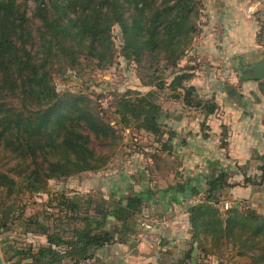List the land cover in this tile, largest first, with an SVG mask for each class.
Instances as JSON below:
<instances>
[{
  "label": "trees",
  "instance_id": "obj_1",
  "mask_svg": "<svg viewBox=\"0 0 264 264\" xmlns=\"http://www.w3.org/2000/svg\"><path fill=\"white\" fill-rule=\"evenodd\" d=\"M31 2L35 7L29 13ZM202 12L203 0H0V232L15 221L20 196L49 192L51 180L107 169L121 151L126 131L133 137L136 132L153 136L158 147L151 144V161L169 158L173 133L161 121L164 105L158 99L166 88L168 100L181 101L205 118L215 113V100L205 103L189 84L197 70L189 55L199 38ZM119 58L134 63L141 73L148 65L155 75L148 81L142 77V82L152 90L128 91L116 103L103 95L96 101L86 93L59 92L56 75L78 68L106 71ZM186 58L189 64L181 67ZM171 71L166 83L162 76ZM111 111L115 124L108 120ZM96 146L104 152L98 153ZM261 170L264 175V166ZM231 186L224 171L207 180L201 202L190 208L193 239L205 235L215 243V237H227L240 251L258 249L264 242V216L248 209L222 213L215 208L217 193ZM187 188L188 183H179L165 192L184 193ZM191 191L200 194L198 188ZM149 194L155 191H131L83 206L59 191V211L72 214L74 227L55 225L51 232L50 223L36 219L34 233L46 242L31 243L14 255L29 264H93L100 250L130 238ZM172 200L181 203L176 196Z\"/></svg>",
  "mask_w": 264,
  "mask_h": 264
},
{
  "label": "crops",
  "instance_id": "obj_2",
  "mask_svg": "<svg viewBox=\"0 0 264 264\" xmlns=\"http://www.w3.org/2000/svg\"><path fill=\"white\" fill-rule=\"evenodd\" d=\"M213 1L208 7L210 15L205 32L192 49V53H200L198 63L202 62L204 68L216 69L222 75L242 64L246 69L261 62L264 44L257 42V35L249 28L251 25H242L239 33L234 27L235 20L231 19L236 15L228 9V2ZM190 64H196V61ZM262 82L264 80L244 79V85L237 89L234 79H215L217 109L208 118L201 112L185 109L183 104L181 109H176L178 104L175 102L169 103V107L164 106L161 121L165 129L173 133L169 143L172 153L167 159H147V175L143 171L135 172L130 183L117 188L121 191L123 188L126 194L150 189L155 194H149L143 214L133 224L130 238L100 250L101 261L115 260L116 264H264V256L257 257L262 254L264 242H259V248L263 249L240 251L227 237H215V243L205 235L195 240L190 221V208L201 202L207 180L223 171L234 186L217 193L220 203L215 208L222 213L229 208H237L240 212L248 209L264 216ZM235 93L241 94L240 104L233 100ZM146 137L158 147L153 136ZM179 183H188L190 189L184 193L165 192ZM195 183L203 185L196 187ZM191 187L198 188L200 194L192 195ZM112 188L116 189V186ZM173 196L180 198L181 203H175ZM146 224L153 226L152 231L145 228ZM226 226L223 222V228ZM148 237L161 239V245L151 243ZM114 250L121 254L113 257Z\"/></svg>",
  "mask_w": 264,
  "mask_h": 264
},
{
  "label": "rangeland",
  "instance_id": "obj_3",
  "mask_svg": "<svg viewBox=\"0 0 264 264\" xmlns=\"http://www.w3.org/2000/svg\"><path fill=\"white\" fill-rule=\"evenodd\" d=\"M226 1L228 2V9L236 15L231 18L235 20V29L240 33L242 25H246L247 27L251 25L249 28L253 29L254 34L257 35V42L263 45L264 0ZM212 3H214L213 0H203L204 12H202L198 26V31H200L199 38L203 36V33L205 32L204 28L208 25L207 17L210 15L208 7L211 6ZM256 6L257 12H254ZM30 7L31 10L29 13H31L34 9L35 4L31 2ZM250 8L253 9V13L250 12ZM245 20L246 22H244ZM114 36L116 43L119 46L121 43V33L118 28L114 30ZM199 56V51H194L189 55V57L192 58L191 62L196 61V64L192 65L197 67L195 77L189 82V84L196 85L195 87L197 88V91L195 95L198 94L202 96V101L205 103H211L212 100H215V79H219V77L234 79L237 89H240L244 85L242 75L248 72L244 68V64L236 70L229 69L228 71H225L224 74L219 75L216 69L204 68L202 62L198 63ZM188 58L183 59L180 63V65H183L182 67H186L189 64ZM173 74V71L166 73L162 76L163 80H165L166 83H169ZM154 75V71H150L148 65L141 73L139 68L134 63H130L123 58H119L114 67L109 70L93 71L92 68H78L70 71L64 76L56 75L55 82L60 93L65 91L86 93L96 101H98L99 97L103 95L106 96L112 103H116L117 99L125 95L128 91H136L141 94H147L150 90H152V88L143 86L142 77L148 81L151 79V76L154 77ZM260 85V90L264 92V82ZM170 95L171 92L166 88L160 92L158 99L160 102H163L165 107H169V103L175 102L179 105L176 106V109H178V107L181 109L182 102L168 100ZM102 101L103 107L108 108V102L106 100ZM112 111L107 114L108 120L109 122L115 124L118 120L113 113L114 111ZM136 135L137 137L131 136L129 131L124 133L122 138L123 147H121V151L114 158L107 169L98 173H84L79 176L71 177L65 181L51 180L48 183L49 192L34 195L25 194L20 196L15 212L13 213L15 221L12 222L9 230L0 232V255L4 259V264H29L28 261H21L20 255L15 256L14 252L16 250H25L31 243L38 245L46 242L45 236L40 233H34V230L37 228V225L34 223L36 219L44 222L45 224L50 223L51 232H54L55 225H61L57 226L59 227L58 229L74 227L75 222L69 221V216L72 214L68 213L67 215V212L59 211V191H65L69 198L71 197L74 200L81 201L83 206H86L91 201H97L101 198L114 200L121 197V195H127L123 188L122 191L117 190V188L122 187V185L124 187L130 183L131 178H135V172L143 171V174L147 175L148 168L146 163L149 155L147 153H151L147 152V150H155V146L151 145L152 140H149L146 136L137 132ZM123 148L126 150L124 149L125 152L121 153ZM96 149L98 153L104 152L102 147L96 146ZM139 177L141 178V176ZM200 184L203 185V183H195L196 187ZM114 185L116 186V189L112 188ZM73 193L78 194L73 195ZM82 212H86V208H83ZM19 217L21 218L19 219ZM149 218H151V216ZM77 225L80 226L81 224ZM119 254H121L120 251L116 252V250H114L113 257ZM99 257L100 255L98 254L97 259H92L90 263L116 264L115 260L108 263L105 259L101 261Z\"/></svg>",
  "mask_w": 264,
  "mask_h": 264
},
{
  "label": "water",
  "instance_id": "obj_4",
  "mask_svg": "<svg viewBox=\"0 0 264 264\" xmlns=\"http://www.w3.org/2000/svg\"><path fill=\"white\" fill-rule=\"evenodd\" d=\"M249 73L242 75V79L245 80H253V81H262L264 80V59L257 63L256 65L249 66L246 68ZM233 95V94H232ZM241 94L235 93L233 95V100L235 103L240 104L241 103ZM0 264H4L3 257L0 255Z\"/></svg>",
  "mask_w": 264,
  "mask_h": 264
},
{
  "label": "built area",
  "instance_id": "obj_5",
  "mask_svg": "<svg viewBox=\"0 0 264 264\" xmlns=\"http://www.w3.org/2000/svg\"><path fill=\"white\" fill-rule=\"evenodd\" d=\"M250 12L251 13H253V9L252 8H250ZM254 12H257V6L255 7V11ZM147 152H151V153H154V150H147ZM78 193H73V195H77ZM145 226V228L147 229V230H149V231H152V229H153V226L151 225V224H146V225H144ZM149 238V241L152 243H155V244H157V245H161V243H162V240L161 239H154V238H152V237H148Z\"/></svg>",
  "mask_w": 264,
  "mask_h": 264
},
{
  "label": "flooded vegetation",
  "instance_id": "obj_6",
  "mask_svg": "<svg viewBox=\"0 0 264 264\" xmlns=\"http://www.w3.org/2000/svg\"><path fill=\"white\" fill-rule=\"evenodd\" d=\"M247 73H249V71Z\"/></svg>",
  "mask_w": 264,
  "mask_h": 264
}]
</instances>
